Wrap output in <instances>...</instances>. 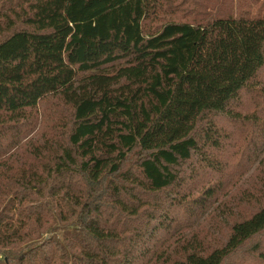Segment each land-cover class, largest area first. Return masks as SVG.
I'll list each match as a JSON object with an SVG mask.
<instances>
[{
	"label": "trees",
	"instance_id": "obj_1",
	"mask_svg": "<svg viewBox=\"0 0 264 264\" xmlns=\"http://www.w3.org/2000/svg\"><path fill=\"white\" fill-rule=\"evenodd\" d=\"M218 1L0 0V264H228L264 233V103L231 166L215 121L264 69V0Z\"/></svg>",
	"mask_w": 264,
	"mask_h": 264
},
{
	"label": "rangeland",
	"instance_id": "obj_2",
	"mask_svg": "<svg viewBox=\"0 0 264 264\" xmlns=\"http://www.w3.org/2000/svg\"><path fill=\"white\" fill-rule=\"evenodd\" d=\"M221 3L218 0H212L210 5V10L208 12L214 11L216 7H219ZM226 9V6L224 7V10ZM197 8H195L190 15H187L188 22L192 21H200L201 19H206L208 16H211L212 14L208 13L204 8H199L198 14L196 13ZM186 15V14H185ZM184 15H180L182 17ZM150 28H154L155 25L150 24ZM264 87V69L261 70V72L256 76L255 80L252 82L250 86V91H243L241 93L240 99L234 103L231 107L230 114H223L216 118V128L218 132V139L220 140L219 143L222 145L221 149L223 148L221 152V161L223 164H227L228 166H231L232 163L236 159V155L239 149H242L245 146V143L247 142V135H246V128L245 126H242L238 123L232 122V117L235 114H242V116L249 115L252 111L257 112V109L264 103V96L260 94L259 92L252 94L251 90L253 88H263ZM214 152L213 149H207L204 156L197 157L194 164L192 165V168L188 171V175L191 176L187 180V183L185 185V188H192L195 182L198 180V173L202 171L203 167V161L202 159L206 158L209 160V157H212V153ZM211 154V156H209ZM254 167V165H251V169ZM202 174L205 172H201ZM245 174V170H240L237 168H233L231 173L228 175L227 178H225V187L222 194H219L217 197V202L213 203L211 207L216 208L219 204L223 205L224 203H227L230 196L240 195L244 189L246 188L244 182L245 178H242L239 181L238 175ZM214 178V174L210 175L205 179L206 182H209L211 179ZM204 184L200 186L201 190L203 188ZM248 209V206L244 204V210L246 211ZM264 250V233L260 234L253 240L249 241L245 247L242 248V250L239 251V253L230 260L228 264H255L256 260L254 259V250Z\"/></svg>",
	"mask_w": 264,
	"mask_h": 264
}]
</instances>
